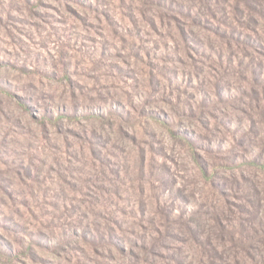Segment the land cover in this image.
<instances>
[{"label": "rangeland", "instance_id": "1", "mask_svg": "<svg viewBox=\"0 0 264 264\" xmlns=\"http://www.w3.org/2000/svg\"><path fill=\"white\" fill-rule=\"evenodd\" d=\"M264 0H0V264H264Z\"/></svg>", "mask_w": 264, "mask_h": 264}, {"label": "trees", "instance_id": "2", "mask_svg": "<svg viewBox=\"0 0 264 264\" xmlns=\"http://www.w3.org/2000/svg\"><path fill=\"white\" fill-rule=\"evenodd\" d=\"M247 163H249V164H254V165H260V168L262 169V170H264V162L263 163H260V164H258L257 162H256V160H254V161H251V162H247Z\"/></svg>", "mask_w": 264, "mask_h": 264}]
</instances>
